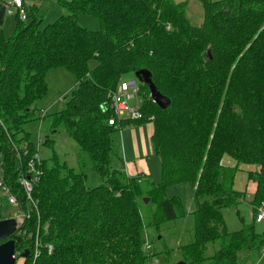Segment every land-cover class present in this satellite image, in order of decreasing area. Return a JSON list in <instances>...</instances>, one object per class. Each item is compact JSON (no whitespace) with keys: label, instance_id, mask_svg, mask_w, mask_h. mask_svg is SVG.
<instances>
[{"label":"trees","instance_id":"trees-1","mask_svg":"<svg viewBox=\"0 0 264 264\" xmlns=\"http://www.w3.org/2000/svg\"><path fill=\"white\" fill-rule=\"evenodd\" d=\"M199 2L198 27L186 17L187 3L171 0L62 1L64 14L43 28L35 6L24 5L26 20L15 16L8 39L1 23L0 161L4 183L20 209L27 206L17 182L24 164L11 143L27 144V157L35 152L27 136H16L46 96L50 70L64 69L76 79L53 116V128L76 144L102 182L89 189L83 173L57 162L49 166L42 158V176L31 194L38 217L32 211L23 225L26 237L8 238L15 241V254L28 250L23 264H148L142 249L145 228L159 232L182 218L181 201L168 198L166 190L183 184L193 187L197 200L192 241L180 247L184 263L246 264L252 252L260 258L264 232H254L255 217L251 225L228 233L221 211L235 208L244 197L232 188L237 168L223 167L225 156L237 166L256 168L247 174L255 185L252 212L264 202V0ZM82 15L96 19L99 30L80 27ZM140 70L150 73L170 102L160 109L149 89L139 85L142 118L126 122L153 127L150 141L161 174L158 184L145 180L146 187L139 177L111 169L113 135L120 130L108 125L111 112L104 108L122 77ZM49 142L47 137L44 144ZM139 201L151 210L147 221ZM37 230L41 250L33 262L28 235ZM217 242L206 255L207 246Z\"/></svg>","mask_w":264,"mask_h":264},{"label":"rangeland","instance_id":"rangeland-1","mask_svg":"<svg viewBox=\"0 0 264 264\" xmlns=\"http://www.w3.org/2000/svg\"><path fill=\"white\" fill-rule=\"evenodd\" d=\"M2 1L1 4H5ZM29 8L35 6L37 18L41 19L40 28L53 23L60 15L64 14L61 7L62 1L69 0H26ZM172 2L187 3L186 6V17L188 18L190 24L194 27H198L202 23L203 17V7L199 0H171ZM212 2L220 0H210ZM1 5V6H3ZM15 16L4 15L2 19L1 29L3 35L8 39L13 29L16 25ZM78 25L89 31H98L99 23L96 19L91 18L86 15H82L78 18ZM95 62L91 60L89 62V67H94ZM124 81L136 80L133 74H126L122 77ZM46 84H47V94L44 98L38 100L34 105V112L29 122L22 126V132L16 137L27 136L28 141L34 146L37 145L38 139L41 142L39 147V155L43 159H48L49 166L58 163V165L65 164L67 168H72L75 172L83 173L85 177V186L89 189L99 186L102 182L97 175L93 164L88 160V158L82 154H79L76 144L70 140L64 133V131L59 128L54 130L52 125L53 116L59 112L65 103L64 97L69 96L71 91L76 86V79L64 69H54L50 70L46 74ZM141 86V84L137 81ZM115 90V89H114ZM113 90V91H114ZM138 99L142 105L143 97L138 94ZM129 105L134 106L135 101L130 100ZM41 112L44 113L41 119ZM143 134L139 133V126L130 125V127L135 128L136 134L134 140H132V135L128 129L121 128L120 132L117 131L113 135L112 144V155L110 167L112 170L118 171L122 174V163L123 155L125 161L132 160L133 156H130V148H133L134 142L140 152L143 155L149 166H150V176L148 181L157 184L160 182V165L158 158L150 155L148 150V133L147 127L142 125ZM128 127V128H130ZM15 137V138H16ZM49 137L50 142L44 144L45 139ZM125 151V154L124 152ZM55 155V160L54 156ZM222 166L235 169V175L233 180V190L239 194L244 195L242 200L235 208L223 209L221 211L225 229L228 233H234L240 231L243 227L252 224V219L258 214L257 207L255 212H252L251 206V194L252 183L248 180L249 170H255V167H249L246 165L237 166L233 159L225 156L222 159ZM146 187V182L141 181ZM158 182V183H159ZM148 183V182H147ZM166 196L168 198L177 197L182 204L183 216L175 221L168 222L163 227H161L159 232H155L154 229L148 227L145 228V234L143 239L147 236L152 244L153 249L157 253V259L159 264H176L182 261V255L180 247L188 244L192 241L193 232V216L192 212L197 207V200L194 197L193 187L189 184L176 185L169 187L166 190ZM139 203V208L142 211V216L145 221L150 218L151 210H147L146 207ZM148 203V202H147ZM146 203V204H147ZM145 204V203H144ZM145 204V205H146ZM16 208L3 204L0 209V214L3 219L12 218ZM254 213L253 217L252 214ZM26 223V222H25ZM23 223V225H25ZM23 225L20 227L22 230ZM26 233V229H24ZM254 232L257 235H262L264 232V222L254 223ZM159 235V236H158ZM219 242L207 246L206 255H211L213 251L218 248ZM20 253L16 254L15 264H23V261L18 257ZM246 264H264V256L260 255L257 257L255 252H252V259Z\"/></svg>","mask_w":264,"mask_h":264},{"label":"built area","instance_id":"built-area-1","mask_svg":"<svg viewBox=\"0 0 264 264\" xmlns=\"http://www.w3.org/2000/svg\"><path fill=\"white\" fill-rule=\"evenodd\" d=\"M3 5V4H2ZM24 0H8L4 6V15L17 16L19 20H26V11L24 8ZM140 92V86L136 80L120 81L114 91L109 92L108 98L109 103L105 105V109H109L111 116L108 119V125L115 129H120L121 124L126 121H138L142 118L140 112V101L138 99V94ZM134 100L135 105H129V101ZM44 113L41 112V118H43ZM40 141L38 139L37 145L35 146V152L30 157H27L28 146L23 143L22 145H17L16 143H11L12 150L18 157L22 160L24 164L20 169L24 170V174L17 180L22 193L27 201L26 210L22 211L19 207L18 197L11 192L10 187H8L3 180V163L0 161V206L3 204L12 206L16 208L14 213V218L16 220L17 231L15 234H19L21 238L26 237L24 230H20L23 223L29 221L32 211L36 212L38 217V211L35 203L32 200L31 194L33 187L39 182L42 176V158L39 155ZM27 157L23 161V157ZM1 156V155H0ZM1 159V158H0ZM20 164V165H23ZM21 170V171H23ZM257 215L255 216L256 223L264 222V202L260 204L257 209ZM29 238L32 239V261L39 256L41 250L40 236L38 230L35 234H29ZM47 252L52 251L51 245H46ZM143 252L148 256V264H159L157 257L154 256L152 245L146 236L143 243ZM261 256H264V250L261 251ZM18 257L21 258L18 254ZM16 258V254H15Z\"/></svg>","mask_w":264,"mask_h":264},{"label":"water","instance_id":"water-1","mask_svg":"<svg viewBox=\"0 0 264 264\" xmlns=\"http://www.w3.org/2000/svg\"><path fill=\"white\" fill-rule=\"evenodd\" d=\"M4 17V6H0V25ZM136 81L141 85H145L149 89V97L154 104L160 109H165L169 106V100L161 96L157 89L151 82V75L146 70H140L134 73ZM148 199L144 200L146 204ZM17 231L16 220L14 218H8L0 220V264H15V241L8 239L15 235ZM29 256L28 250L20 253V257L26 259ZM176 264H186L180 261Z\"/></svg>","mask_w":264,"mask_h":264},{"label":"crops","instance_id":"crops-1","mask_svg":"<svg viewBox=\"0 0 264 264\" xmlns=\"http://www.w3.org/2000/svg\"><path fill=\"white\" fill-rule=\"evenodd\" d=\"M24 4L27 7L28 3H27L26 0H24ZM28 7H30V6H28ZM126 122H124L122 124L121 128L125 127V129H128L130 131V133L132 135V140H134V137H135V134H136V130H134L135 128L130 127V125L139 126L138 127V129H139L138 131L141 134H143V127H144L142 125H145L147 127L146 131L149 134L148 135V150H149L150 155H153L154 157L157 158V156L154 155V152H153V149H152V145H151V141H150L151 135H152V131H153L152 124L151 123H146V124H142V125H137V124H134V123H131V122L130 123H126ZM128 127H130V128H128ZM121 128H120V130H121ZM129 151L130 152H128V153H129L130 156H133L132 157L133 159L129 160V161H125V157L123 155V161H121L122 168H123L122 169V174L125 177H127V178H138L139 177L141 181H144V180L148 181L149 176H150V166H149L146 158L143 155L140 154L135 142H134L133 148H130ZM123 152L125 154V151H123ZM158 161H159V159H158ZM159 165H160V161H159ZM158 182H157V184H158ZM254 190H255V185L252 184V189L250 191L251 196H252ZM193 212H192V214H193ZM21 261H23V260H21Z\"/></svg>","mask_w":264,"mask_h":264}]
</instances>
